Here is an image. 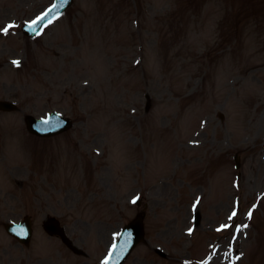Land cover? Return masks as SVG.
Masks as SVG:
<instances>
[{"label": "rangeland", "instance_id": "rangeland-1", "mask_svg": "<svg viewBox=\"0 0 264 264\" xmlns=\"http://www.w3.org/2000/svg\"><path fill=\"white\" fill-rule=\"evenodd\" d=\"M51 2L0 0V29L15 25L0 31V98L20 109L0 114V134L52 111L75 124L35 140L34 169L14 150L1 209L21 213L23 185L18 199L58 215L87 256L50 241L28 256L0 231V264H103L142 213L145 244L126 264H264V0H76L24 39L20 25Z\"/></svg>", "mask_w": 264, "mask_h": 264}, {"label": "water", "instance_id": "water-1", "mask_svg": "<svg viewBox=\"0 0 264 264\" xmlns=\"http://www.w3.org/2000/svg\"><path fill=\"white\" fill-rule=\"evenodd\" d=\"M65 4L58 3L57 7H55L56 10L51 11L48 15L51 16L53 15L57 10H61L62 7H64ZM127 230L122 236L121 241H126L127 242V247L126 249L122 245V253L117 256L118 258L115 260L113 264H121L124 259L125 255L134 247V244H137L142 237V225L140 221H135L132 224H129L128 228L126 227Z\"/></svg>", "mask_w": 264, "mask_h": 264}, {"label": "snow or ice", "instance_id": "snow-or-ice-1", "mask_svg": "<svg viewBox=\"0 0 264 264\" xmlns=\"http://www.w3.org/2000/svg\"><path fill=\"white\" fill-rule=\"evenodd\" d=\"M55 7H57V5H53V7H52L51 9L48 10V12H46L43 16L38 17L37 20H36V21H33L32 23H33V24H36V23H39L41 20H44L45 17H46L51 11H53V10L55 9ZM11 27H13V25H8V26L4 27L3 29H0V31H3V32L7 33ZM13 63H14V64H18L19 62H18V61H13ZM233 215H235V213H233ZM251 215H252V213L249 212V217H251ZM225 227H226V226H225ZM245 227H246V225H245Z\"/></svg>", "mask_w": 264, "mask_h": 264}]
</instances>
